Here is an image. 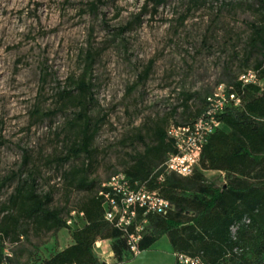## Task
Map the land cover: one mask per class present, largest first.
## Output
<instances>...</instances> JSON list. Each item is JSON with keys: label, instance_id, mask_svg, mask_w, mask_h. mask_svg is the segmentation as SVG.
I'll return each mask as SVG.
<instances>
[{"label": "rangeland", "instance_id": "1", "mask_svg": "<svg viewBox=\"0 0 264 264\" xmlns=\"http://www.w3.org/2000/svg\"><path fill=\"white\" fill-rule=\"evenodd\" d=\"M88 2L0 0V181L16 175L0 192V206L22 173V179L31 173L39 179V193L54 190L55 206L73 208L85 196L76 190L68 193L64 182L56 180V167L47 164L64 151L67 136L74 134L66 125L79 109L41 121L32 118V112L36 107L56 110L58 93L71 76L82 73V51L90 44L102 50L92 72L95 102L88 111L92 123L103 122L91 171V178L99 183L123 170V161L134 151L123 143L135 129L174 108L177 115L172 123H185L184 94L195 95L191 103L197 109L216 87L252 69L258 57L254 55L245 66L254 21L249 0H207L193 7L182 26L179 21L190 0H170L157 14L143 16L139 28L117 38L116 31L141 13L145 0L109 2L98 16L84 12ZM229 2L242 7H224ZM151 61L155 64L149 77L140 81ZM26 154L31 160L24 166ZM208 180L217 186L224 182L218 174H208ZM71 244L67 230L38 236L30 231L7 251L14 264H38ZM103 251L96 253L107 264H174L176 260L168 237L137 255L129 253L121 263L109 252L101 256Z\"/></svg>", "mask_w": 264, "mask_h": 264}, {"label": "trees", "instance_id": "2", "mask_svg": "<svg viewBox=\"0 0 264 264\" xmlns=\"http://www.w3.org/2000/svg\"><path fill=\"white\" fill-rule=\"evenodd\" d=\"M117 1L89 0L84 12L98 16L102 7ZM169 1L145 0L141 13L118 29L114 37L139 28L143 16L157 14ZM206 1L190 0L180 25L186 22L193 7ZM249 1L247 8L254 21L250 23L251 35L244 63L248 66L252 57L258 56L252 69H248L257 75L258 82L244 85L237 77L227 83L241 103L237 106L231 103L218 116L222 126L207 138L193 174L181 177L168 173L165 167L168 157L178 152L168 134L177 108L149 118L123 143L124 146L130 144L134 151L127 155L122 163L123 170L119 172L126 175L131 186L158 191L173 208L167 214L147 215L140 209L136 223L127 231L107 221V205L100 192L113 175L101 183L91 178L97 156L94 143L103 122L92 123L88 116L95 102L92 72L102 52L90 44L82 51V73L78 77L71 76L68 86L58 93L56 110L44 112L36 107L32 112V118L41 121L66 113L70 108L79 109L75 119L66 125L74 134L67 136L64 151L50 157L47 164L56 167L59 172L56 180L64 182L68 193L76 190L85 196L76 207L55 206L54 190L41 194L39 179L34 174L26 179H22L23 173L18 175L20 179L13 193L0 206V264H14L13 255L9 256L7 250L17 246L30 231L38 236L62 230L71 234L72 244L39 260L38 264H107L95 252L98 241H110L113 258L121 263L132 253L129 237L136 234V226L143 220L147 224L136 244L139 253L168 237L176 257L174 264H181L180 256L197 259L202 264H264V0ZM223 5L231 9L242 7V3L234 2ZM154 64L151 61L147 65L140 81L147 80ZM183 96L181 106L186 121L175 125L191 124L199 119L205 112L209 95L197 109L191 103L195 95ZM137 145H141L142 150H138ZM30 160L26 154L24 166L29 165ZM80 160H83L81 165ZM66 166L71 167L66 169ZM207 172L223 174V184L217 186L210 182ZM15 179L14 174L0 181V192ZM72 211L83 213L84 217L69 226L67 219Z\"/></svg>", "mask_w": 264, "mask_h": 264}, {"label": "built area", "instance_id": "3", "mask_svg": "<svg viewBox=\"0 0 264 264\" xmlns=\"http://www.w3.org/2000/svg\"><path fill=\"white\" fill-rule=\"evenodd\" d=\"M244 85L257 83V75L248 70L239 79ZM259 84L262 85L260 82ZM233 103L235 106L241 103L237 95L228 88L227 84H221L207 97L204 114L194 123L185 125H171L168 131L169 137L175 142L178 152L168 157L165 167L168 173H175L181 177H190L198 166L207 138L222 126L218 116L225 112L226 107ZM100 195L105 198L107 211L106 219L117 228L127 231L138 219V210H145L147 214H167L173 207L163 198L158 191L148 190L145 186H131L126 175L119 172L113 175L102 185ZM83 213L72 211L67 219V224L73 226L78 218H83ZM147 221L136 226V234L130 235L129 246L134 255L139 254L137 242ZM104 241H98L96 250H104ZM104 250L101 256L107 255ZM11 256V255H9ZM181 264H202L197 259L180 256ZM6 264V263H4Z\"/></svg>", "mask_w": 264, "mask_h": 264}, {"label": "crops", "instance_id": "4", "mask_svg": "<svg viewBox=\"0 0 264 264\" xmlns=\"http://www.w3.org/2000/svg\"><path fill=\"white\" fill-rule=\"evenodd\" d=\"M208 174H218V175H220L222 178H224V177H223V174H221V173H219V172H207V173H206L207 178H208ZM103 246H104L103 249L106 250L107 252H109V253H108L109 255H112V256H113L112 251H111V242H110V241H104ZM102 260H103V259H102ZM103 261H104V260H103Z\"/></svg>", "mask_w": 264, "mask_h": 264}]
</instances>
